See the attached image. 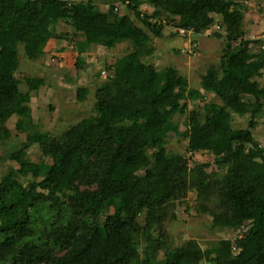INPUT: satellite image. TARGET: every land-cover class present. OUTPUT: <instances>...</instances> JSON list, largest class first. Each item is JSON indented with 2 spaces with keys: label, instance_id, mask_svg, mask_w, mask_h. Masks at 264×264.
I'll list each match as a JSON object with an SVG mask.
<instances>
[{
  "label": "trees",
  "instance_id": "16d2710c",
  "mask_svg": "<svg viewBox=\"0 0 264 264\" xmlns=\"http://www.w3.org/2000/svg\"><path fill=\"white\" fill-rule=\"evenodd\" d=\"M250 3L264 18V0H0V135L13 139L17 118L34 112L26 99L37 79L26 80V60L57 66V54L72 48L67 83L88 57L103 65L87 88L89 114L60 138L31 141L50 160L41 179L20 178L15 158L0 164V264H264V27L245 21ZM205 33L225 46L201 73V89L160 75L154 36L196 44ZM176 109L188 111L189 157L209 155L199 164L225 168L223 178L194 188L186 156L155 146L168 131L159 112ZM230 110L246 115L239 128L229 126ZM27 184L35 191L23 218ZM182 211L208 215L223 232L191 238L167 258L178 240L161 229Z\"/></svg>",
  "mask_w": 264,
  "mask_h": 264
},
{
  "label": "rangeland",
  "instance_id": "374dc122",
  "mask_svg": "<svg viewBox=\"0 0 264 264\" xmlns=\"http://www.w3.org/2000/svg\"><path fill=\"white\" fill-rule=\"evenodd\" d=\"M254 6V3H250L247 9L245 6L243 7L245 10V21L249 24L251 19L255 18L256 20L257 18L259 25L263 28V15L261 11ZM260 22L262 23L260 24ZM141 26L151 32L152 29H154L151 25L147 24H141ZM216 27L218 26L211 27L210 31ZM247 31L252 34L253 27H249ZM254 35L256 34L254 33ZM193 38V36L189 37L188 41L181 39L171 40L172 38L170 39L169 35L164 37L156 35L153 37L152 44L157 47L154 56L156 58V68L159 70L161 76L164 77L167 72L175 73L178 77L185 78L188 86L199 87L201 89V73L206 70L209 61L219 58L222 52L221 48L225 46V44L223 40L210 37L207 33L200 36V38L197 36L196 44H192V41L195 40H193ZM63 43L68 44L67 41H63ZM52 44V46H54L57 44V41L54 40ZM172 47L174 48L173 51H171ZM184 49H186V51H184ZM73 53L72 48L61 53L59 52L57 54L58 59L55 62L53 59L50 60V63H57V66L54 64L45 65L33 63L29 60H26L23 64L22 69L26 80L32 77L37 79L36 82L32 84V90L30 92V95H34V100L31 97L29 101L30 95L26 99V104L34 106V112L30 115L19 116L17 118V121L14 122V126L16 127H13V132H11L13 135L16 134L17 136L13 137V139H7L6 136L0 135V164L4 163L5 167H7L13 158L18 162H23L22 167L20 166L21 163L18 164L23 171L18 172V174L16 172V174L25 181L41 179L50 163L47 157L38 155V146L31 142L33 138L44 133H49L51 137L56 139L60 138L70 127V124L76 121V115H88L92 110L88 103L91 95L89 96L87 93V88L90 83H93V77L103 65L100 60L94 59V57H88L84 65H81V68L77 69L76 73H72L68 78L69 82H64V72L73 69V66L71 67V65L66 64L64 61L65 58L70 57ZM172 62L175 63L174 66ZM215 98L217 102L220 103L217 96H215ZM50 103H53L58 109L64 110V112L68 110V115L66 112L64 113V115L66 114L65 119H59V117L57 118L54 115L55 111L56 113H62L58 109H53ZM198 107L200 110H203L204 103L199 102ZM79 108L82 109L79 110ZM162 108L163 106L161 109ZM187 112L182 109H176L168 118H166L163 111L159 112L157 125L158 127L165 126L168 131L165 136L157 138L155 146L165 147L168 151L184 154L188 159V163L183 170V174L188 177L189 185L197 188L199 184L202 185L208 181H214L221 177L223 178L227 170L225 168H206L199 164V162L204 164L212 162V158L207 154L198 153L193 158L194 160L189 157V154L185 151L186 136L190 132V121ZM228 117H230L229 126L233 128H239L242 122L246 120V115L241 116L232 110L228 112ZM17 125H21V128H18ZM25 136H27L26 139H24ZM258 136L264 137V134L260 132ZM24 161H27V163ZM24 190L25 192L19 195L18 198V204L23 218L26 216L27 211L31 209L27 204V199L35 191V186L27 184ZM190 202L193 204L196 202V199L191 198ZM186 207L187 204L184 203L182 208L185 209ZM207 217L209 216L205 214L196 215L195 213L190 215L182 211L178 218L161 229L166 233L164 239L167 235L168 238L178 240V242L172 243L168 246L169 248L166 249L167 258H170L171 254H174L179 246L191 238H198L203 243L206 239L214 238L217 240L221 237L223 232L222 228L209 227L206 224ZM143 218L144 214L141 215L140 220L143 221ZM158 230L159 228H156L152 232L155 240L160 239Z\"/></svg>",
  "mask_w": 264,
  "mask_h": 264
}]
</instances>
